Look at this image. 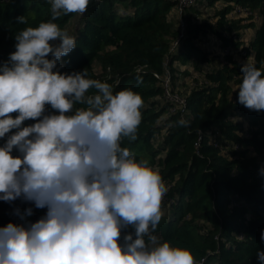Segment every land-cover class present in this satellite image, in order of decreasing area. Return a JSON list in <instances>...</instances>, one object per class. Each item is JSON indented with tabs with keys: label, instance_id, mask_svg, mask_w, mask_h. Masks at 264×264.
<instances>
[{
	"label": "trees",
	"instance_id": "1",
	"mask_svg": "<svg viewBox=\"0 0 264 264\" xmlns=\"http://www.w3.org/2000/svg\"><path fill=\"white\" fill-rule=\"evenodd\" d=\"M177 1L90 0L83 15H62L53 21L62 30L76 15L80 22L74 35L76 47L61 58L56 70L71 74L86 69L87 78L108 83L114 94L128 88L142 96L138 138L131 142L125 138L121 146L134 152L138 160L148 159L167 188L162 210L169 207V217L162 216L153 235L161 242L190 250L196 264H260L256 253L264 251V111L249 110L238 103L235 87L242 82V66L229 63L216 71H204L203 66L211 61L197 41L211 33L230 45L228 36L258 27L246 49L249 56L253 55L256 67L264 72V0H208L209 5L225 3L216 15L217 23L197 24L190 14L186 15V38L180 49L170 55L179 27L177 22L175 28L168 16ZM235 5L257 12L259 25L252 19L247 25L242 22L248 19L228 23ZM51 16L49 0H0V65L15 52L19 32L38 27ZM19 17H24L26 23H19ZM230 54L231 51L227 56ZM168 58L172 91H178L175 74L180 71L174 68L176 62L186 65L195 60V69L204 72L207 80L203 88H194L187 94V127L176 125L182 118L169 113L163 81L155 77L164 75ZM48 59H52L51 54ZM95 63L115 79H100ZM93 93L95 89H90L88 94ZM162 101L164 106L157 109ZM48 112H52L50 106ZM12 115L15 118L16 114ZM163 116L164 126L158 124ZM35 122L25 121L24 126ZM164 129L166 136L155 147V139ZM5 140L0 139V146ZM227 144H232L233 149L228 151ZM13 155L19 153L14 150ZM28 208L32 209L31 216L26 215ZM46 212V208H36L22 199L0 201V228L9 223H35ZM128 233L134 235V230L122 232Z\"/></svg>",
	"mask_w": 264,
	"mask_h": 264
},
{
	"label": "clouds",
	"instance_id": "2",
	"mask_svg": "<svg viewBox=\"0 0 264 264\" xmlns=\"http://www.w3.org/2000/svg\"><path fill=\"white\" fill-rule=\"evenodd\" d=\"M49 2L51 20L19 32L15 52L0 65V201L22 199L47 212L35 223L0 228V264H196L190 250L153 235L167 188L148 159L121 146L138 138L142 96L128 88L114 94L86 69L56 70L76 38L53 21L82 15L90 0ZM241 72L238 103L264 111V72L247 62ZM28 120L36 122L24 126ZM128 228L134 235L121 243ZM256 256L264 264V251Z\"/></svg>",
	"mask_w": 264,
	"mask_h": 264
},
{
	"label": "rangeland",
	"instance_id": "3",
	"mask_svg": "<svg viewBox=\"0 0 264 264\" xmlns=\"http://www.w3.org/2000/svg\"><path fill=\"white\" fill-rule=\"evenodd\" d=\"M177 1V0H173ZM208 0H198L187 12L186 15L190 14L194 18V23L202 24L205 22L212 23L215 25L218 21V17L216 16L224 7L225 3L218 1L213 5L208 4ZM170 22L177 27V18L174 9H172L168 16ZM237 18L227 17L228 23L237 21ZM244 20V19H243ZM80 16L76 15L71 19L70 23L66 26L64 31H67L69 35L74 36L76 30L79 27ZM251 22L245 20L242 22L243 25H247ZM254 24L259 25V22H255ZM258 27L253 29H244L241 30L239 34L226 36L229 40H232L230 45L224 44L221 40H219L215 35L209 33L206 36H201V38L197 41V45L206 53L211 61L210 64H206L203 66L204 71L217 69H222L225 66H230L233 64H237L243 66L246 62L253 63V55L250 54L247 46H250L252 39L254 38V34L256 33ZM54 44L59 43L58 41L53 42ZM236 45H235V44ZM231 47V54L227 56L223 54V50L226 47ZM247 54V55H246ZM230 57V58H229ZM231 59V60H230ZM195 60L188 62L186 65H182L180 62H176L174 64V68L179 70L180 72H176V86L178 87V92H181L183 95H189V92L194 88H203L206 85V78L204 72H199L195 69ZM230 63V65H229ZM95 72L97 73L100 79L105 80L107 82L115 79L114 75L110 73V71H105L101 68L100 64L95 63L94 65ZM238 90V86L235 87V91ZM164 102L162 101L157 109H160L164 106ZM166 116H163L161 120H159V125H165ZM246 127V125H245ZM247 129V127H246ZM166 129L162 130L160 135L156 137L154 145L155 147H159L162 143L163 138L166 136ZM217 137V136H216ZM214 138V137H213ZM218 139V138H217ZM228 151L233 149L232 144H227ZM163 215L169 217V207H165L163 210ZM123 236V234H122ZM121 236V243H123V237Z\"/></svg>",
	"mask_w": 264,
	"mask_h": 264
},
{
	"label": "built area",
	"instance_id": "4",
	"mask_svg": "<svg viewBox=\"0 0 264 264\" xmlns=\"http://www.w3.org/2000/svg\"><path fill=\"white\" fill-rule=\"evenodd\" d=\"M9 0H2V2H8ZM198 0H178L174 11L176 13V18L179 27V34L176 39H174L170 55L177 52L182 46L183 40L186 38V12L197 2ZM84 14V13H83ZM82 14V15H83ZM81 15V14H80ZM230 18L237 19H252L254 22L260 21V16L257 12L251 11L249 8L242 7L240 5H235L231 13L228 15ZM231 51L230 47H226L223 50V54L227 55ZM169 58L166 61V70L164 75L155 74L157 79H162L164 86V99L169 104V113L180 115L182 119L185 120L186 115H188V97L187 95L181 94L178 91H172V76L168 69ZM202 136V133L200 132ZM201 139V138H200ZM236 150L237 146L234 147ZM204 261V260H203Z\"/></svg>",
	"mask_w": 264,
	"mask_h": 264
},
{
	"label": "crops",
	"instance_id": "5",
	"mask_svg": "<svg viewBox=\"0 0 264 264\" xmlns=\"http://www.w3.org/2000/svg\"><path fill=\"white\" fill-rule=\"evenodd\" d=\"M255 35V34H254Z\"/></svg>",
	"mask_w": 264,
	"mask_h": 264
}]
</instances>
